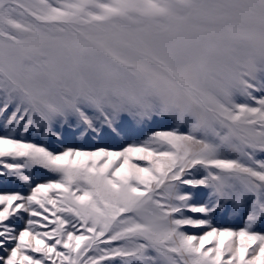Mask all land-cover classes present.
Here are the masks:
<instances>
[{"label":"snow or ice","instance_id":"obj_1","mask_svg":"<svg viewBox=\"0 0 264 264\" xmlns=\"http://www.w3.org/2000/svg\"><path fill=\"white\" fill-rule=\"evenodd\" d=\"M0 264H264V0H0Z\"/></svg>","mask_w":264,"mask_h":264},{"label":"rangeland","instance_id":"obj_2","mask_svg":"<svg viewBox=\"0 0 264 264\" xmlns=\"http://www.w3.org/2000/svg\"><path fill=\"white\" fill-rule=\"evenodd\" d=\"M41 175H44V173H40ZM7 187H9V188H11L12 186L11 185H8ZM227 223H232V222H227ZM233 226H235V224L233 225Z\"/></svg>","mask_w":264,"mask_h":264}]
</instances>
